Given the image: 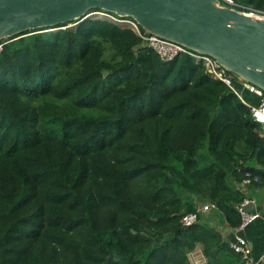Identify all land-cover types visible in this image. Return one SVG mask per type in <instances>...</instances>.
<instances>
[{"label":"trees","instance_id":"1","mask_svg":"<svg viewBox=\"0 0 264 264\" xmlns=\"http://www.w3.org/2000/svg\"><path fill=\"white\" fill-rule=\"evenodd\" d=\"M76 22L0 41V264H192L199 245L208 264H247L216 222L238 227L264 187L251 108L188 54ZM248 173L261 182L243 189Z\"/></svg>","mask_w":264,"mask_h":264},{"label":"water","instance_id":"2","mask_svg":"<svg viewBox=\"0 0 264 264\" xmlns=\"http://www.w3.org/2000/svg\"><path fill=\"white\" fill-rule=\"evenodd\" d=\"M96 9L211 56L264 90V19L221 0H0V41L77 21L75 26L96 16Z\"/></svg>","mask_w":264,"mask_h":264},{"label":"built area","instance_id":"3","mask_svg":"<svg viewBox=\"0 0 264 264\" xmlns=\"http://www.w3.org/2000/svg\"><path fill=\"white\" fill-rule=\"evenodd\" d=\"M229 2L233 3V0H229ZM243 11L264 19V9L248 7ZM99 14L104 15V18L110 19L118 25L131 27L142 37L144 44L154 48L166 62L173 60L180 54H188L197 62H202L211 77L223 81L241 97L251 108L255 120L260 122L264 129V90L261 87L229 71L211 56L198 53L177 42L148 32L133 19H123L115 14H108L102 11H98L97 15ZM2 49L3 43H0V51H2ZM248 96L257 101L254 102L249 100ZM254 182H261L260 176L248 173L243 180V189H246V186ZM252 203H254V199L247 197L239 204L238 209L242 220L238 227L231 230L233 232V238L230 241L231 247L242 255L247 264H256V260L253 257L252 245L243 232L261 217L258 211L248 208ZM217 208L215 203H203L198 207L196 212L184 214L181 222L187 226L192 225L200 219L201 213L207 214ZM189 257L192 264H208L207 257L202 249L196 248L189 254Z\"/></svg>","mask_w":264,"mask_h":264},{"label":"crops","instance_id":"4","mask_svg":"<svg viewBox=\"0 0 264 264\" xmlns=\"http://www.w3.org/2000/svg\"><path fill=\"white\" fill-rule=\"evenodd\" d=\"M251 192L254 199V205L251 209L258 211L261 217L253 222L243 234L252 245L253 257L256 260V264H264V187H256ZM216 223L219 224L224 234L228 235L231 232L225 224L220 221ZM197 248L202 249L200 245Z\"/></svg>","mask_w":264,"mask_h":264},{"label":"rangeland","instance_id":"5","mask_svg":"<svg viewBox=\"0 0 264 264\" xmlns=\"http://www.w3.org/2000/svg\"><path fill=\"white\" fill-rule=\"evenodd\" d=\"M227 2H229V0H226ZM230 3V2H229ZM222 4V3H221ZM232 4H234V2L232 3ZM95 17H105L104 15H101V14H99V15H96Z\"/></svg>","mask_w":264,"mask_h":264}]
</instances>
